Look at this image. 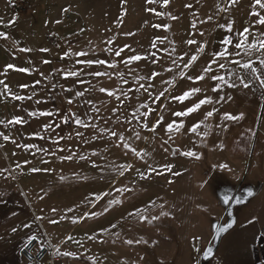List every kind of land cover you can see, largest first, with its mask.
<instances>
[{
	"label": "rangeland",
	"instance_id": "rangeland-1",
	"mask_svg": "<svg viewBox=\"0 0 264 264\" xmlns=\"http://www.w3.org/2000/svg\"><path fill=\"white\" fill-rule=\"evenodd\" d=\"M253 12L255 0H0V264H26L33 237L60 245L58 264H256L264 87L233 63L264 79V53L235 47L245 29L248 45L264 39Z\"/></svg>",
	"mask_w": 264,
	"mask_h": 264
},
{
	"label": "snow or ice",
	"instance_id": "snow-or-ice-1",
	"mask_svg": "<svg viewBox=\"0 0 264 264\" xmlns=\"http://www.w3.org/2000/svg\"><path fill=\"white\" fill-rule=\"evenodd\" d=\"M10 2H11V0H10ZM149 2H152V0H149ZM236 2H237V0H231V3H232V4H235ZM166 3H167V0H165V4H166ZM255 5L259 6V8H261V9H264V0H255ZM65 11H68V9H65ZM252 14H253V15H256V16L259 17L258 23H260L261 25H264V16H261L259 12H253ZM13 22H14V21H13ZM222 27H223V26H222ZM228 31H231V28H230V27L228 28ZM248 32H249V29H245L244 32L240 34V35L243 37V39H241V41H240L239 43H237V44L235 45V47H236L237 49H247V48H249V47H252V48H256L258 51H261L262 53H264V39H259V40H258V44H255V43H254V44H252V45H248V44L246 43V42H247V39H248V36H247ZM0 36H5V34H4V33H0ZM5 38H6V37H5ZM189 43H193V41H189ZM223 43H224L225 45H230V44L232 43V40H231V38H228V39H225V40L223 41ZM21 51H30V50H28V49H21ZM227 54H228V53H227V49H225V51L219 53V56H220V57H226ZM238 54H239V53H238ZM80 55H84V53H80ZM117 55H119V53H117ZM132 59L139 60V59H141V57H140V56H135V57H132ZM191 59L194 61V60L196 59V57L193 56ZM46 62H47V61H46ZM99 63H105V62H104V61H99ZM233 63H236V64L240 65L242 68H244V69H246V70H249V71H250V74H251L256 80H259L260 85H261L262 87H264V79L261 78V76L258 74V70H257V68L253 67L252 63H243V64H240V61H239V60H235V61H233ZM260 63H261L262 65H264V59H261ZM186 66H188V65H186ZM9 67H12V66L10 65ZM220 67L223 68L224 65L221 64ZM19 70H20V71H26V69H19ZM207 70H211V69L208 68V69H206V71H207ZM75 74H76V73H68V75H75ZM104 74H105V73H96V75H104ZM198 79L202 80V79H204V77H203V76H200V77H198ZM214 79H218V80L223 81L225 78H224L223 76H218V77H214ZM240 79H241V83L243 84V86H244L245 88L249 87V84L246 83V82H244V80H243L242 77H241ZM229 86H235V85H234V84H229ZM214 90H218V89H214ZM101 91H106V90H105V89H101ZM199 91H200V89H193L192 91H190V92H186L184 95H181V96L177 97V99L180 100L181 102H183L185 99L189 98V97L193 94V92H199ZM108 94H109V95H113V93H111V92H108ZM13 98H14V99H21V100L24 99V97H13ZM209 102H210V101L207 100V99L202 100V101H200L199 104H197V105H195L194 107L188 109L187 112H177V113H175V115H176V116H184V115H188V114H190L191 112H195V111H197L198 108H199L202 104L209 103ZM30 115H34V113H30ZM208 115L211 116L212 113L210 112V113H208ZM224 118H225V119H228V120H236V119H241L242 117H235V116H232V115H230V114H226ZM22 122H23L22 119H20V118H16V119H13L10 123H12V124H17V123H22ZM76 123H77V124H81L82 122H81L80 120H77ZM182 127H183L182 124L177 125V124L173 123V124H170V125L168 126L167 131L171 133L173 130H177V131H178V130H179L180 128H182ZM199 127H200V125L197 124V125H195V126L191 129V131H192V132H196L197 128H199ZM113 135H115V133H113ZM4 139L7 140V139H9V137H6V136H5ZM184 155H186V156H190V157L199 158V157L197 156V154L194 153V152H192V151L185 152ZM225 167H227V166L225 165ZM33 171H38V169H33ZM249 195H251V193H249ZM230 199H231L230 197H227V196H226V197L224 198V202H225V203H229V202H230ZM237 203H239V201H237ZM145 219H146V218H145ZM230 226H231V225H229V227H230ZM224 230H226V229L222 228V227L219 226V225L217 226V229H216L217 233H219V232H221V231H224ZM33 239H35V237H33ZM128 243H132V241H128ZM210 253H211V248L208 249V254H210ZM64 255H72V254H71V253H64Z\"/></svg>",
	"mask_w": 264,
	"mask_h": 264
},
{
	"label": "built area",
	"instance_id": "built-area-1",
	"mask_svg": "<svg viewBox=\"0 0 264 264\" xmlns=\"http://www.w3.org/2000/svg\"><path fill=\"white\" fill-rule=\"evenodd\" d=\"M60 246L43 243L38 238L29 240L21 249L20 256L26 264H58Z\"/></svg>",
	"mask_w": 264,
	"mask_h": 264
},
{
	"label": "flooded vegetation",
	"instance_id": "flooded-vegetation-1",
	"mask_svg": "<svg viewBox=\"0 0 264 264\" xmlns=\"http://www.w3.org/2000/svg\"><path fill=\"white\" fill-rule=\"evenodd\" d=\"M243 189L247 194L249 193V187H243ZM236 197H238V194ZM234 200H230V201H234ZM211 255H212V253H210V254L207 253L205 261L208 258H210ZM253 259H254L256 264H264V237H261L258 240V242L253 246Z\"/></svg>",
	"mask_w": 264,
	"mask_h": 264
},
{
	"label": "crops",
	"instance_id": "crops-1",
	"mask_svg": "<svg viewBox=\"0 0 264 264\" xmlns=\"http://www.w3.org/2000/svg\"><path fill=\"white\" fill-rule=\"evenodd\" d=\"M42 241V240H41ZM43 242V241H42ZM57 246H60V245H57Z\"/></svg>",
	"mask_w": 264,
	"mask_h": 264
}]
</instances>
